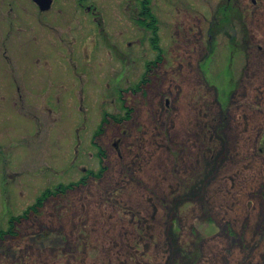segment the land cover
<instances>
[{"label": "rangeland", "instance_id": "1", "mask_svg": "<svg viewBox=\"0 0 264 264\" xmlns=\"http://www.w3.org/2000/svg\"><path fill=\"white\" fill-rule=\"evenodd\" d=\"M56 1L76 10L72 80L38 53L33 0H0V264H264V0H230L249 40L231 76L237 12L209 29L227 0H151L159 52L127 0ZM99 153L100 180L59 192Z\"/></svg>", "mask_w": 264, "mask_h": 264}, {"label": "flooded vegetation", "instance_id": "2", "mask_svg": "<svg viewBox=\"0 0 264 264\" xmlns=\"http://www.w3.org/2000/svg\"><path fill=\"white\" fill-rule=\"evenodd\" d=\"M57 2L58 1L56 0H52L50 8L45 11H42L34 3L39 10V15H38L39 20L38 21L41 23L42 30H43V31L41 30L42 32L41 36H38L39 41L40 42L42 41L41 43L37 41V45L41 47V48L39 47L40 50L38 49V53L42 52V55L45 56V61L49 64L52 62L54 58H59V61H60V58L62 57V61H60V64L66 66L68 69L66 70L58 69L57 73L58 75L61 76L62 79L72 80L77 75L76 67H77L78 48H77L76 10L74 9L72 10L70 8L68 10V13L66 15H63L60 18V15H61L60 13L62 12L61 9H60L61 12H59L58 14L54 13V9H55V6L57 5ZM252 3H254V1H252ZM80 5L81 7H83L82 1ZM151 5H152L151 0H127L125 4V8H124L125 12L130 15V22H132L134 25L142 27L148 33H150V31L147 29L146 26L149 24L150 20L149 19L146 20V17H145L147 10L151 12L154 19L157 22V19L155 18L153 14ZM85 9L87 11V14L91 18V22L94 23L98 27L101 26L102 18L100 17L99 14H96L97 8L88 6ZM235 11L238 14L237 16L238 24L237 25L243 29L241 31H244V35L239 40L237 39L228 40V48L230 49V54H229V72H230L229 74L230 76L232 75L230 65L234 59L235 54L239 53L241 51V48L245 50L247 45L249 44V40L246 39L245 25L242 24V20H241L242 16L239 13V10L235 9V7L231 5L230 0H227V2L224 5L220 6L216 11L217 12L216 14L219 15V18L217 19V16H216V19L214 21H211L209 24L210 26L209 29L211 30L216 29V28L217 30L229 29V25H232V28L234 29V24H230V23H231V20L234 19V17H236L237 15L235 14ZM17 30L21 33L24 32L22 28H18ZM12 32H13V28L10 29V35L12 34ZM90 35L89 36L87 35V37L89 38ZM88 38H86L85 40L86 44L84 46L85 49L83 50L85 51L86 59L90 58L89 54L92 52V48H93L92 39L91 38L88 39ZM209 42H211V40H209ZM56 55H60L61 57H57ZM63 59L65 62L63 61ZM52 73H54V71H52ZM12 219L13 218L11 217L10 223ZM23 220L24 219H22L21 222H23ZM14 222L17 223V221H14Z\"/></svg>", "mask_w": 264, "mask_h": 264}, {"label": "trees", "instance_id": "3", "mask_svg": "<svg viewBox=\"0 0 264 264\" xmlns=\"http://www.w3.org/2000/svg\"><path fill=\"white\" fill-rule=\"evenodd\" d=\"M146 20H150L149 21V24L146 26L147 29L150 31L151 35H152V38L150 40V43L152 44V48L154 50H157L159 52V48H158V36H157V25H156V20L154 19L153 15L151 14V12H149V10L146 11ZM154 20V21H153ZM155 24V26H154ZM143 25V24H142ZM159 57L156 59L155 62L151 63V64H158V61H159ZM149 66H147V69H148ZM144 79L141 80V83L139 84V86L141 87L143 84H144ZM137 89L139 90V87L137 86L136 88L134 89H131L132 92H136ZM123 109L125 110V115L124 117H116V116H112V115H106L103 119V123L101 125V129L98 131V135L95 137L97 138L99 135H101V130H102V127L107 123V122H114L115 124L117 125H120L122 124L123 122H126L129 118H130V114H131V110L128 109L127 107H123ZM99 159H100V164H101V170L98 172V173H95L94 171H90L89 174L81 179L80 181H78L77 183L75 184H71V185H68L66 187H60L59 189V192H61L62 194H65L67 191H70V190H74L76 188H79V187H82V186H85L87 183H88V180L89 179H96V180H100L102 177H103V174L105 173L106 171V167H105V157H104V154L103 153H99ZM52 195H55V193H50V191H47L45 192L41 198H39L36 202V204L32 207H30L22 216L18 217V218H13L11 223H10V228H9V231L6 232V234H10V233H13V229H14V221H21L22 219H24L23 217L24 216H27L28 214L30 213H38L40 208L43 207L44 205V202L47 201L49 199V196H52ZM0 236H4V232H0Z\"/></svg>", "mask_w": 264, "mask_h": 264}, {"label": "water", "instance_id": "4", "mask_svg": "<svg viewBox=\"0 0 264 264\" xmlns=\"http://www.w3.org/2000/svg\"><path fill=\"white\" fill-rule=\"evenodd\" d=\"M33 2L42 10H48L51 6L52 0H33Z\"/></svg>", "mask_w": 264, "mask_h": 264}]
</instances>
